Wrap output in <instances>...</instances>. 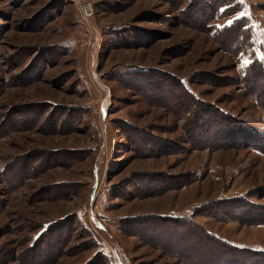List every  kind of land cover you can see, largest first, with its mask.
<instances>
[{"label": "rangeland", "instance_id": "rangeland-1", "mask_svg": "<svg viewBox=\"0 0 264 264\" xmlns=\"http://www.w3.org/2000/svg\"><path fill=\"white\" fill-rule=\"evenodd\" d=\"M84 1L95 8L88 22ZM238 1V13L212 21L221 29L249 20L245 28L254 46L234 56L210 33L181 24L166 0H0V264H87L99 254L110 264H213L208 243L178 235L177 225L158 226L142 239L123 226L177 207L178 216L170 217H193L215 197L264 187V152L143 156L125 126L180 138L184 132L169 110L173 98L159 101L176 86L166 80L141 90L148 83L131 80L139 83L132 88L121 75L148 69L173 74L197 97L264 132L263 107L221 80L239 78L252 52L264 64V0ZM87 31L93 44L82 47ZM213 77L218 83H201ZM69 111L72 116H65ZM61 151L81 153L52 157ZM192 171L206 176L161 195L137 197L130 186L143 172ZM195 196L208 201L184 215L190 207L185 202ZM261 196L249 200L264 205ZM193 219L234 245L264 250V225ZM56 222L62 227L49 229ZM226 258L219 256L221 264H231Z\"/></svg>", "mask_w": 264, "mask_h": 264}, {"label": "trees", "instance_id": "trees-1", "mask_svg": "<svg viewBox=\"0 0 264 264\" xmlns=\"http://www.w3.org/2000/svg\"><path fill=\"white\" fill-rule=\"evenodd\" d=\"M166 1L178 11L181 24L199 32L210 33L221 49L230 52L232 55H246L253 48L254 44L250 35L251 30L245 28L249 25L247 18L236 19L231 26L221 29L212 23L215 19H221L238 13L242 7L238 0ZM251 57L252 62L241 71L239 78L235 79L230 76L228 78H221V80H225L222 85H237L239 90L241 89L242 94L254 97L255 102L264 109V64L254 56L253 52ZM203 74L200 73L199 75L202 76ZM121 79L126 84H133L130 82L131 80L135 82L136 80H140L141 82L148 83L141 87V90L147 85L155 86L154 83L166 80L174 83L176 86V91L171 93V96H162V98H159V101L170 102L173 98V105L169 106V110L174 114L184 132L180 138H162L152 134L150 131L132 126L129 123L125 126L127 127L125 134L131 138L136 150L143 156L189 154L192 151L204 150L215 152L218 150L246 148L264 152L263 130L223 110L216 104L197 97L177 76L148 69L146 71L134 72L131 75L122 74ZM214 79L202 78L201 83H218L216 81L217 78ZM135 85L139 86V83L133 84L132 88H135ZM65 116H72V112L69 111ZM80 153L79 151H61L51 154H54L52 155L54 158H76ZM205 176L206 172L199 174L196 171L183 174L143 172L135 176L130 186L134 189V194L137 197H150L164 194L170 190L183 189L196 181L202 180ZM136 188L139 189L136 190ZM261 190H264V187L249 190L244 196L222 198L207 202L196 208L193 217L198 215L217 221H239L253 225H264V205L249 200L250 197L257 196L258 194L259 196L261 194V197L264 198V193ZM193 217L143 215L131 219L130 223L123 226V230L127 234H133L142 239L143 237H147L145 236L146 234L151 235L152 229H156L158 226L172 227L177 225L182 229L176 232L178 235H194L208 243V246L212 250L211 253L214 255L211 258L213 264L222 263L223 259L219 261V256L227 257L225 262L231 261V264H264V250L234 245L212 234L205 227L194 221ZM54 226H57L58 229L62 227L61 224H57L56 222L51 224L49 229ZM133 226L140 228V231L135 232L136 230L133 229ZM41 238L42 235L38 240ZM33 246L37 247V244L34 243ZM29 251H33L32 254L37 256L34 249H29ZM177 257L184 259L181 253L177 254ZM39 259L36 257L34 263H38ZM87 264H110V262L107 261L105 255L99 254L93 257Z\"/></svg>", "mask_w": 264, "mask_h": 264}, {"label": "built area", "instance_id": "built-area-1", "mask_svg": "<svg viewBox=\"0 0 264 264\" xmlns=\"http://www.w3.org/2000/svg\"><path fill=\"white\" fill-rule=\"evenodd\" d=\"M81 12L83 15V18L85 21H90L92 18L95 16V8L92 2L90 1H84L81 4ZM84 38L82 39L81 46L82 47H89L93 44V36L91 35L90 31H87L85 35L83 36ZM102 105L99 106V112L102 111Z\"/></svg>", "mask_w": 264, "mask_h": 264}, {"label": "crops", "instance_id": "crops-1", "mask_svg": "<svg viewBox=\"0 0 264 264\" xmlns=\"http://www.w3.org/2000/svg\"><path fill=\"white\" fill-rule=\"evenodd\" d=\"M196 198H197L196 196H195V197H192L191 199H188L187 202H185V203H187L186 205H189L190 207L188 206V207H189V211H186L184 215H189V214H191L197 206L201 205V204L204 203L205 201H208V200H203V201H201V200L196 199ZM219 198H222V197L218 196V197H215V198H213V199H219ZM182 207H184V206H181L180 208H182ZM177 209H179V207H177L176 209H171V208H170V209L168 210L169 212H160L159 214H160V215H169V216H178V214H177ZM210 232H211V231H210ZM212 233H213V232H212ZM214 234H215V233H214ZM216 235H217V234H216Z\"/></svg>", "mask_w": 264, "mask_h": 264}]
</instances>
